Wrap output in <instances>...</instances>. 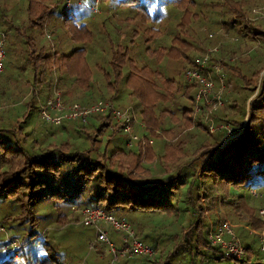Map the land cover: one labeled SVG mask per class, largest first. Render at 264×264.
Here are the masks:
<instances>
[{
	"label": "trees",
	"instance_id": "16d2710c",
	"mask_svg": "<svg viewBox=\"0 0 264 264\" xmlns=\"http://www.w3.org/2000/svg\"><path fill=\"white\" fill-rule=\"evenodd\" d=\"M0 1L1 9V3L5 4L6 0ZM15 1L19 5L22 3L21 0ZM27 1L28 5L19 7L26 9V16L22 19L15 13L11 14L10 11L5 12L7 16L0 14V30L3 31L5 40L10 35L12 39H22L23 42L30 45L35 35L28 34L27 30L36 23L42 25L45 35H54L57 28L56 19L62 17L67 19V12L76 15L78 11L75 6L80 3V1L74 0L76 5L69 4L68 9L64 11L60 4L64 0ZM123 1L133 2V8L137 9L138 22L135 26L136 29L130 35L132 40L129 41L131 44L129 59L126 58V53L115 52L114 54L115 77L117 78L119 72L117 69L120 64L124 65L127 62L130 76L135 77V82L140 87V102L135 105L137 110L131 106L132 112L144 126H147L143 128L147 133L144 136H158L157 132L163 135L162 147L161 145L158 147L146 145L141 149L139 144L130 147L126 144L121 145L122 139H124L123 143L126 139L123 138L121 126L114 123L107 113H98L100 115L91 119L98 125L97 128L93 126L91 134L84 133V131H89L93 124L84 125L77 119H66L59 125L42 126L37 132L35 140L27 136L28 134H24L23 128L18 124L21 118L25 119L27 114L32 113H35L40 120L38 102L33 95L29 101L21 100V104H25L24 109L18 113L21 116L18 115L15 121L13 120L17 116L15 114L4 116L6 103L0 100V204H5L4 208L7 212H11L13 209L18 210L23 219L32 217V215H28L31 209L43 202H50L53 204L51 207L61 206L66 210L73 206L77 207L78 211L83 207H99L117 219H124L128 222L127 217L130 218L131 223L128 224L135 228L137 235L141 236L140 240L149 242L148 246L152 252H157V258H155L158 260L146 256L147 260L152 261V264L160 259L161 261L162 259L167 260L165 264H171L172 257L176 256L175 252L182 253L191 260L198 256L199 260H203L210 254H220L219 249L206 239L208 220L205 212L210 213L214 222L221 223L225 220L224 216L229 217L224 213L231 212V206H239L247 215V219L241 223L243 226H235V229L240 228L247 234H251L248 230H264V219L258 217L257 208L254 209L246 204L244 196L232 197L227 195V190L224 191L225 185L235 186L243 188L246 195L251 197L250 190L257 189L258 186L264 184V145L260 146V141L257 139V134L261 133L264 141V74L260 75L264 70V60L257 69L251 71V65L247 64L250 60L247 58V52L254 46L241 53L239 57H235L231 52L232 57L227 60L223 56L220 44H216L220 50L210 56L209 61L216 58L221 59L226 94L224 93L225 96H223V105L212 112L211 116L216 126L222 125L226 128L209 133L207 124L204 122L206 106H201L199 111L193 112V98L197 86L193 82L185 86H177V89H182L181 95L185 100L182 105L179 104L178 99L172 100L173 104L170 105L172 110L164 108L158 114H154L159 102L169 103L167 100L171 101L174 96L171 95V89L169 90L171 97L158 91L159 85H155L153 79V75L157 74V71L147 67L145 64L147 62L141 64L135 60L134 50L140 46L133 42L134 38L139 36L137 30L141 29L139 16H148L150 5L157 9L162 18L169 12L168 5L172 7V12L175 10L172 16H176L174 17L176 21L171 23V30H169L171 33L160 34L156 28L152 27V30L145 32V34H151V36H147L148 43L146 44H150L149 41L154 38L164 39L168 34L171 38L172 30H176L175 26H177L182 31L180 42L189 44L185 45V48L191 47L193 51L198 50L192 58L181 55L185 57L183 64L187 65L181 68L182 71L192 67L194 59L206 51L205 46L191 42L194 31L191 27L189 28V24L194 22L197 17L199 20L204 6L210 7L212 10L216 6L214 12L219 9L217 20L210 17L206 22L209 27L215 26L217 29L226 30V35L229 36L226 38L225 33L221 36L215 35L212 38L213 42L214 40L219 42L218 39H221L233 42L235 47H240V44L244 42L243 39H256L252 35L263 41V23H258L257 26L251 23L253 22L249 17L251 8L245 3V0H205L208 2L205 5L200 0ZM152 1L154 2L150 4ZM262 5L263 3L260 4V6ZM92 6L93 4L89 6V12L94 13ZM187 7L190 9L186 10ZM57 8H59L58 15L50 21V16L55 13ZM8 15L10 16L8 17ZM224 15L226 18L222 17ZM203 16L205 18L207 15ZM5 22L10 23V26ZM48 25L49 30H47ZM123 30L117 31L118 40H125L126 34ZM120 34H122L121 37ZM143 35L140 37L142 38ZM210 35L208 34L209 38H211ZM185 37L186 39H184ZM170 38H166V41ZM172 38L173 41L176 40L175 37ZM237 40L240 41L235 43ZM144 41H146V36ZM144 41L143 45L145 46ZM166 41L157 44L162 45ZM208 41L205 37L201 42L207 43ZM116 48L120 49L119 46ZM232 48L229 49V52L234 50ZM148 50L150 49L146 47L145 53L150 57L151 53ZM41 58L45 59L44 62L47 63L46 56L43 55ZM48 63H50V71L57 70L55 62L48 61ZM65 71L72 70L63 66L59 73L62 74ZM135 71L137 73H134ZM0 73H3V70ZM258 78L259 88L250 98L254 93ZM60 80H62L61 83H65L55 73L49 85L50 94L48 96L52 94V91L58 89ZM17 84L18 82L11 84L13 91L9 92L11 96L17 95L16 105L20 104V99L24 100L27 94L25 90L19 91L18 87L14 90ZM3 96L5 93L0 90V98ZM141 101L148 104V106L145 105V108L148 107L149 110L144 109ZM63 102L65 104L72 103ZM166 111L170 114L169 116ZM161 118L163 120L168 118L167 123L164 121L165 128H160ZM36 127L33 126L32 129L34 130ZM104 129H108L109 133L105 137L106 144L101 151L97 148L101 142L98 134L100 133L102 138ZM73 133L79 136L82 141L71 140L70 137L73 136ZM229 135L235 136L226 139ZM66 138L70 140V143ZM81 142H85L88 147L81 149L76 146V143ZM97 142L99 145L96 144ZM106 148H109L107 149L108 153H106ZM209 152L213 154L210 161L197 174L198 168L202 164L201 161H197V155L201 156ZM200 197L203 203H200ZM218 206L222 209L221 212L216 211ZM216 214L217 217H215ZM0 215L3 217L2 219L7 217L2 214L1 209ZM134 220L137 222L135 223ZM30 225L33 227H28V233L32 236L29 239L22 238L23 241L26 244L32 241L39 244L40 241L39 249L44 251L42 256L33 254V258L48 259L47 264H57L56 257L62 255L52 257L48 250L49 247L45 248L44 242L37 238V232L32 230L36 225L34 219ZM75 237H77V242L70 248L73 251L71 254L73 256L81 244L80 237L78 235ZM243 246L246 251L245 257L234 259L235 261L248 262L253 258H258V251L255 252L248 245ZM39 249L38 251H40ZM22 256L25 257L24 254ZM222 257L224 256L220 254L217 256L218 259L214 260H220ZM12 260L4 255L0 264H11ZM95 263L96 260L83 264Z\"/></svg>",
	"mask_w": 264,
	"mask_h": 264
},
{
	"label": "rangeland",
	"instance_id": "374dc122",
	"mask_svg": "<svg viewBox=\"0 0 264 264\" xmlns=\"http://www.w3.org/2000/svg\"><path fill=\"white\" fill-rule=\"evenodd\" d=\"M21 2V5H19L15 0H6L5 4L1 3L2 5L0 14H3V16H7L5 12L10 11L11 14L15 13L17 17L22 19L26 16V9L19 7L28 5V1L21 0ZM74 2V0H70V5L75 6L76 4H74ZM153 2L154 1H152L150 4H152ZM200 2L203 5L208 3L205 0H200ZM245 3H247L251 8L249 15L250 21H253L251 23L255 26H257L258 23H263L262 28H264V0H245ZM262 3L263 5L260 6V4ZM60 4L61 6H63L64 2H60ZM92 4L93 0L80 1V3L75 6L78 11L76 15H72L67 12V19L63 17L57 18V28L54 35H45V30L44 28H42V25L39 23L34 24L27 30L28 34L35 35V38L30 45L25 41L23 42L22 39H12L10 35L7 36L6 40L4 39L5 47L2 68L3 73H0V90L5 93V96L1 97L0 100L5 101L6 103L4 116L15 114L17 116L13 120H17V117L19 115L18 113L24 109L25 105L24 103L21 104V100L29 101L33 98L30 94H28L24 97V100L20 99V104L17 103L16 105L15 102L18 100L17 95H14V93L16 92L14 91V96H11L7 91L8 87L11 91H13V86L11 84H13L14 82H18L14 90H16V88L18 87L19 91L21 92L24 90L27 91V89H31L33 87L34 89L37 88L40 91L41 89H47V87L51 84L55 73H57V75H59V77L63 79L64 82H67V84L73 81L71 85H75L77 83L87 85L89 87V93L93 100L98 99L102 101H110L116 108H128L132 106L135 110H137L135 108V105L139 104L140 102V87L138 83L135 82V77L130 76L127 62L124 65H122L123 63H121L118 67L117 70L119 72L117 73V78L115 77L114 73V71L116 70L114 61L115 52L126 53V58L128 57V59L130 57L129 47L131 46V44L129 41L132 40V36L130 37V35L132 34L133 30L136 29L135 26L138 22L137 9L133 8L134 4L132 1L124 2L123 0H97L96 11L92 13L89 12V6H91ZM215 7L216 6L213 7V10L217 8ZM189 9V7L186 8V10ZM58 10L59 8H57L55 10V13L50 16V21H52V19L56 17V15H58ZM148 10V16H139L141 29L137 30V34L139 36L134 38L133 42L138 45L140 44V46H138V48L134 50L136 54V62L141 64L147 62L145 63L147 67H150L157 71V74L153 75L155 85H159L157 87V90L164 92L166 95H168V97H171L172 94L174 96L173 98H171V101H169L170 99L167 100L169 103L159 102L158 106H156L157 108L154 111V114H158L164 108L167 110H172V108L170 107V105L173 104L172 100L175 101L178 99L180 105L185 102L181 95L182 89H177L178 85H188L184 81V71H182L181 68L185 66L183 64V62H185V57L192 58L195 54H197L198 50L193 51L191 47H187V49L185 48V45L189 44H183L182 42H180V40H182V37L180 35L182 31H180L177 26H175L176 30H172L171 38L168 34L166 38L170 39H168L167 41L166 38H154L149 41L150 44H146L148 43L147 36H151V34H145V32L152 30L153 27L156 28L160 34L171 33L169 32V30H171V23L175 20L174 17H176L172 16L175 13V10L174 12H172L173 9L169 5L167 7V10L169 12L165 14V17L163 18L158 14L157 9H155L153 5H150L148 7ZM213 10L210 7L204 6L202 8V15L199 17V20L197 17L194 22L189 24V28L191 27L192 31L196 33L194 35L193 32V39L191 40V42L200 46L203 45L205 46V49L212 46H217L216 44L219 43L220 49L224 54L223 56L226 57L227 60L231 59V52H233L235 57H239L241 53L254 46V48L247 52V58L250 59L247 64L251 65V71H253V69H257L264 60V39L262 41L260 40V38L252 35V37L256 39H243L245 43H241L240 47H235L232 44L233 42H227L221 39H218L220 40L219 42H216L215 40L213 42L212 38L215 35L221 36L224 33L225 35L227 34L226 30L217 29L215 26L209 27V24L206 22L209 21L208 18L210 17L217 20L219 16V9H217V11L215 12ZM203 15L207 16L204 18ZM9 16L10 15H8V17ZM226 16L224 15L222 17L226 18ZM5 24L10 26V23L8 22H5ZM49 29L50 28L48 25L47 30ZM249 29H251V27H249ZM122 30L126 34V38L125 40H118L117 31L120 32ZM208 34H211V38L208 37ZM121 35L122 34H120V37ZM142 35L143 37L141 38L140 36ZM145 36L146 41H144ZM172 37H175L176 40L173 41ZM205 37L209 41L207 43L201 42ZM226 38H229V36L226 35ZM155 39L157 40L155 41ZM184 39H186V37ZM164 40L166 41L165 44H157L158 42ZM143 41L145 42V46L143 45ZM239 41L240 40H237L235 43ZM116 46H119L120 49L117 50ZM146 47L150 49L148 50L150 51L149 53H151L150 57L145 53ZM230 48L234 50H231L229 52ZM220 49H218L217 47V52ZM162 54L164 55L160 57V55ZM43 55L46 56V59H48V61H51V63L55 62V65L57 67L56 71H50V63H48V61L47 63L44 62L45 59L41 58V56ZM155 55H157V57H155ZM181 55H184L185 57ZM63 66H66L69 70L72 71H65L62 74L59 73ZM134 73H137V71H135ZM263 74L264 70L260 73V75L262 76ZM258 88L259 78L257 79L254 93L250 98L255 95V92ZM169 90L170 92L172 91L171 95ZM225 94L223 96H225ZM72 103H76L80 107L86 108L89 106L88 104H93L94 101H85L79 97H76L75 101H73ZM141 104L143 105L145 110H149L148 107L145 108V105L148 106L147 103L141 101ZM12 107L13 109H10ZM166 112L169 116L170 114H168V111ZM98 115L100 114L90 113L77 119L84 125L93 124L90 127L89 131H84V133L91 134V131H93V126L95 128L98 127V125L91 120ZM40 120L35 113H32L27 114L25 119L21 118L18 124L23 128L22 131L24 134H28L27 136L32 137V139L36 140L37 132H39V129L42 128V126H49V123L46 124L45 122ZM164 121L165 123H167L168 118H165V120L161 118L159 122L160 128H165ZM33 126H37L36 129L33 130ZM108 133L109 130L104 129L102 138L101 134H98L101 142L100 145L98 144V142L96 144L99 145V147L97 148L101 151L106 144L105 137L106 135H108ZM122 135L123 138H126L123 133ZM122 135L121 133H119V136L121 138ZM262 136L263 135H261V133L257 134V139L260 141V146L264 145ZM149 138L152 140L151 145L153 147H158L160 145L162 147V139H164V137L163 135L159 134V132L158 136L154 135ZM66 139L70 143V140L68 138ZM70 139L78 142L82 141L75 133H73V136H71ZM120 144L122 145L123 143L121 142ZM76 146L81 149H83V147H88L85 142L76 143ZM107 149L109 148H106V153H108ZM211 154L212 153L209 152L206 154H202L201 156L197 155L199 157L197 161L201 160L203 162L205 160H209ZM194 163H196V161H194ZM200 168H198L199 172ZM226 190L228 196H244L246 204H248L250 207H253L254 209L258 208L261 204V199L248 197L243 188L225 185L224 191ZM256 190L258 192H262L264 190V184L258 186ZM199 200L200 203H203L201 197L199 198ZM4 205L5 204H0L2 214L7 216L5 217V219H2L3 217L0 215V225L6 229L5 234H0V260L4 255H6L8 259H13L11 264H47L46 261L48 259L33 258V254H41L40 256L44 254L43 249H39L40 241L39 244H36V242L33 241L26 244V242L23 241V239H29V237L32 236V234L28 233V227L31 226L30 224L33 219L35 220L36 225L32 230L37 232L36 236H38L37 238L40 239L41 242H44L45 248L49 247L48 250L49 253L52 254V257L59 254L62 255L61 257H56L55 260L57 264H83L92 262L94 260H96L95 264H152V261L147 260L146 256L152 259L155 257L157 258V252H152L151 248L148 246L149 242H146V240H143V243L150 248L151 253L149 255L120 257L114 261H111L112 255L108 252V248L105 243L97 242L93 248H89L88 245L93 237L94 230L92 227L89 228L81 225V217L77 207L73 206L66 210L61 206L51 207L53 204H51L50 202H43L39 203L36 208L31 209V212L28 215H32V217L23 219L18 210L13 209V211L7 212V210L4 208ZM230 209L231 212H228L226 210L227 214L226 212L224 213L229 217L224 216V219L228 220L235 226H241V223L244 221L242 219H247V215L239 206L233 205L230 207ZM216 211H222L220 206L216 207ZM205 213L207 215L208 223L219 222H214L215 220L210 215V213ZM217 216L218 215L216 214L215 217ZM127 220L128 222L125 220L127 223H131L129 221V217H127ZM134 221L135 223L137 222V220ZM99 225L103 226L102 228L105 231L107 239L112 242L116 248H118L120 245L119 239L121 233L113 231L110 227L104 225L103 222H100ZM31 227H33V225ZM131 228L135 236L138 239H141V236L139 237L137 235L138 233H136L137 231L135 230V228H133L132 226ZM234 232L243 245H248L251 249L257 252V244L255 242V237H253L252 234H247V232L240 228L234 229ZM76 235L80 237L81 244L77 253L75 254V256H73L71 255L73 251L70 248L77 242V237H75ZM244 239H246V241H244ZM38 249L40 251H38ZM22 254H24L25 257L22 256ZM175 254L176 256L172 257L171 259V264H264V260L261 259V255L259 253H257L258 258H253L248 262H237L226 257H222L220 258V260H214L218 259L217 256H220L219 253L210 254L203 260H199V256L196 257V259L191 260L188 256H184L182 253L177 254L175 252ZM156 258L154 260H158ZM160 261L161 259L158 262ZM158 262L154 261L155 264H157ZM166 262L167 260L162 259L160 264H165Z\"/></svg>",
	"mask_w": 264,
	"mask_h": 264
},
{
	"label": "built area",
	"instance_id": "2783aa9c",
	"mask_svg": "<svg viewBox=\"0 0 264 264\" xmlns=\"http://www.w3.org/2000/svg\"><path fill=\"white\" fill-rule=\"evenodd\" d=\"M69 4L70 0H64L63 10H66ZM92 10L96 11V0L93 2ZM4 39L5 35L0 30V71L3 68ZM216 52L217 46L207 48L202 55L194 59V65L187 68L183 74L186 84L193 82L197 85L193 98V112L199 111L201 106H206L204 122L207 124L209 133L226 128L222 125L216 126L211 116L212 112L223 105V94L226 91L221 59L216 58L209 61V57ZM37 102H39L38 99ZM38 107L40 119L51 125H59L66 119H79L90 113H107L114 123L121 126L122 133L126 137L127 146L139 144L141 149H143L146 145L152 144V140L149 137L135 132L134 129L137 127L146 128V126L133 114L131 107L116 108L110 101H97L86 108L80 107L76 103L65 104L57 90L52 91V94L40 102ZM227 133H229L228 130ZM230 137L231 135L227 138ZM250 196L261 199V204L257 208V215L260 219H264V190L258 192L256 189H251ZM79 213L81 215V225L92 227L94 230L88 247L93 248L97 242L105 243L108 252L112 255L111 261L120 257L149 255L151 253L150 248L135 236L131 226L124 219H117L113 215L105 213L99 207H83L79 209ZM100 222H103L104 225L110 227L113 231L121 233L118 248L107 239L103 226L99 225ZM234 229L235 225L228 220H224L221 223L209 222L206 239L211 245L216 246L224 257L233 260L242 259L245 257L246 251ZM248 231L254 235L257 251L261 255V259L264 260V230ZM5 233L6 229L0 225V234L3 235Z\"/></svg>",
	"mask_w": 264,
	"mask_h": 264
},
{
	"label": "crops",
	"instance_id": "0c3cea01",
	"mask_svg": "<svg viewBox=\"0 0 264 264\" xmlns=\"http://www.w3.org/2000/svg\"><path fill=\"white\" fill-rule=\"evenodd\" d=\"M61 82H62V80H60L57 90L60 93L62 100L65 101V102H73V101H75L76 97H79V98H81V99H83L85 101L86 100L87 101L88 100H92V101H94V103L97 102V101H102V100H98V99L97 100H93L92 99V97H91V95L89 93V87L87 85H82V84H78V83L75 84V85H71L70 83L67 84V82H65V83H61ZM7 91H8V93L11 91L9 89V87H8ZM40 91L37 88L34 89V87H33V88L27 90L26 96L28 94L33 95V97H34V99L36 101L38 99V101H39L38 104H39L40 102H42L46 98H48V95L50 94V92H49L50 91V88L48 86L47 89H41ZM143 128L144 127H142V128L141 127H137L134 130L139 135H144V134L147 135V133L144 131L145 129L143 130ZM231 137H232V135H231ZM123 141H124V139H122V143H123ZM125 141H126V139H125ZM123 144H126V142H124ZM150 146L153 147L152 145H150ZM212 155L213 154L210 155L209 160H205L203 162L200 160L202 162V164L200 165V167H203L207 162H209L210 159H211V157H212ZM198 159H199V157H198ZM200 171H201V168H200ZM199 173L200 172L198 170L197 171V174H199ZM245 219L246 218H243L242 220H245ZM125 260H127V259H125Z\"/></svg>",
	"mask_w": 264,
	"mask_h": 264
},
{
	"label": "water",
	"instance_id": "95a60500",
	"mask_svg": "<svg viewBox=\"0 0 264 264\" xmlns=\"http://www.w3.org/2000/svg\"><path fill=\"white\" fill-rule=\"evenodd\" d=\"M232 136H235V135H232ZM223 143H224V142H223ZM223 143H222V144H223ZM222 144H221V145H222ZM219 147H220V146H219Z\"/></svg>",
	"mask_w": 264,
	"mask_h": 264
},
{
	"label": "clouds",
	"instance_id": "9594fccd",
	"mask_svg": "<svg viewBox=\"0 0 264 264\" xmlns=\"http://www.w3.org/2000/svg\"><path fill=\"white\" fill-rule=\"evenodd\" d=\"M241 130V129H240ZM239 133V132H238ZM226 139H228V138H226Z\"/></svg>",
	"mask_w": 264,
	"mask_h": 264
}]
</instances>
